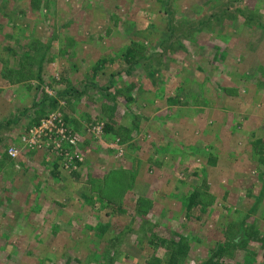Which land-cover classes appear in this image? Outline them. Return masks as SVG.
<instances>
[{
  "label": "rangeland",
  "instance_id": "obj_1",
  "mask_svg": "<svg viewBox=\"0 0 264 264\" xmlns=\"http://www.w3.org/2000/svg\"><path fill=\"white\" fill-rule=\"evenodd\" d=\"M171 261L264 264V0H0V264Z\"/></svg>",
  "mask_w": 264,
  "mask_h": 264
},
{
  "label": "built area",
  "instance_id": "obj_2",
  "mask_svg": "<svg viewBox=\"0 0 264 264\" xmlns=\"http://www.w3.org/2000/svg\"><path fill=\"white\" fill-rule=\"evenodd\" d=\"M55 116H50L48 119L44 120L39 126V129L35 131V134H38V136H40V138L42 137V139L49 134H57L63 137L70 146L76 145L77 137H75L73 134L67 133L66 130L63 129L64 119H58V116ZM41 141L39 142V144L41 143Z\"/></svg>",
  "mask_w": 264,
  "mask_h": 264
},
{
  "label": "trees",
  "instance_id": "obj_3",
  "mask_svg": "<svg viewBox=\"0 0 264 264\" xmlns=\"http://www.w3.org/2000/svg\"><path fill=\"white\" fill-rule=\"evenodd\" d=\"M125 60L127 61V62H129V63H137L138 62V60H136V51H135V47L134 46H131V47H129L126 51H125ZM112 128V125H110L109 123L107 124V126H106V128H103V131L105 130L106 132H110V129ZM110 176V175H109ZM107 178L105 179V183H107ZM196 196H198L197 194H193L192 196H191V198H190V202H189V204H188V207L189 208H191L192 206H194L195 204H199L200 203V201H198L197 199H196ZM108 202V201H107ZM108 203H110V201L108 202ZM111 203H113L112 201H111ZM118 203H120V201H118ZM246 229V226H242L239 230H240V234L239 235H236V234H234V236H230V239H228V241H230V242H232V241H236L237 239L240 241V239L243 237H246L247 235L245 234V230ZM243 232H244V234H243ZM239 241H238V243H239ZM233 244V243H232ZM172 256H174V254H172ZM170 264H175L173 261H171V263Z\"/></svg>",
  "mask_w": 264,
  "mask_h": 264
}]
</instances>
